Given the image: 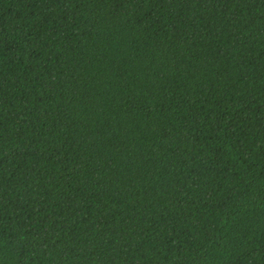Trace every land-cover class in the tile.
<instances>
[{
    "label": "trees",
    "instance_id": "16d2710c",
    "mask_svg": "<svg viewBox=\"0 0 264 264\" xmlns=\"http://www.w3.org/2000/svg\"><path fill=\"white\" fill-rule=\"evenodd\" d=\"M0 264H264V0H0Z\"/></svg>",
    "mask_w": 264,
    "mask_h": 264
}]
</instances>
